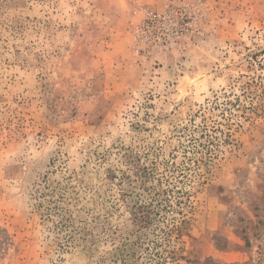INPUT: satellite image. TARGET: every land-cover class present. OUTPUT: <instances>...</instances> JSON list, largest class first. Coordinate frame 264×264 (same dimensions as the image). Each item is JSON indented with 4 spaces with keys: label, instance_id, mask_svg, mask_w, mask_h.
I'll return each mask as SVG.
<instances>
[{
    "label": "rangeland",
    "instance_id": "374dc122",
    "mask_svg": "<svg viewBox=\"0 0 264 264\" xmlns=\"http://www.w3.org/2000/svg\"><path fill=\"white\" fill-rule=\"evenodd\" d=\"M0 264H264V0H0Z\"/></svg>",
    "mask_w": 264,
    "mask_h": 264
},
{
    "label": "built area",
    "instance_id": "2783aa9c",
    "mask_svg": "<svg viewBox=\"0 0 264 264\" xmlns=\"http://www.w3.org/2000/svg\"><path fill=\"white\" fill-rule=\"evenodd\" d=\"M188 19V9L177 7V9H173V12L166 15V18L147 21L141 29L146 38L153 36L159 37L162 34L160 38L166 41L170 35L186 29L187 25H189Z\"/></svg>",
    "mask_w": 264,
    "mask_h": 264
}]
</instances>
